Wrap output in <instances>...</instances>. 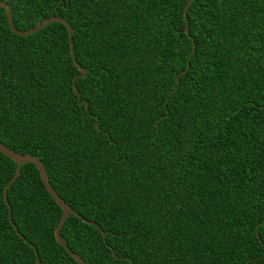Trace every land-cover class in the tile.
I'll return each mask as SVG.
<instances>
[{"label": "trees", "instance_id": "obj_1", "mask_svg": "<svg viewBox=\"0 0 264 264\" xmlns=\"http://www.w3.org/2000/svg\"><path fill=\"white\" fill-rule=\"evenodd\" d=\"M0 2L18 31L63 18L86 71L75 94L66 28L16 36L0 9V143L95 224L59 232L82 264H264V0H192L188 36L187 0ZM14 171L0 154V264H76L29 163L15 234Z\"/></svg>", "mask_w": 264, "mask_h": 264}, {"label": "water", "instance_id": "obj_2", "mask_svg": "<svg viewBox=\"0 0 264 264\" xmlns=\"http://www.w3.org/2000/svg\"><path fill=\"white\" fill-rule=\"evenodd\" d=\"M192 0H187L186 4L183 7V11H182V19L184 22V26H183V33L186 34L188 36V24H187V19H186V13H187V9L189 7V5L191 4ZM0 9L4 10L5 12V16H6V23L7 26L9 28V30L16 36H28L40 29H42L44 26L50 24V23H60L62 24L67 31V42H68V49H69V56L70 59L72 61L73 66L76 68L77 70V74L73 76L72 81H71V86L73 89V92L76 94V89L74 87V81L76 79L79 78H84L86 75V71L85 69H83L81 66H79L74 58V53H73V46H72V39H71V34H72V29L70 28V26L66 23V21L63 18L60 17H51L49 19H45L43 21H41L38 25H36L35 27L26 30V31H18L14 28L13 23H12V17H11V13L10 10L8 8V6L3 3L0 2ZM194 49V44L192 45V50L191 53L193 52ZM188 65L186 64V68L184 71L180 72L178 74V76L175 79V83L176 85L178 84V79L179 76L181 74H183L186 70H187ZM80 104H83L84 106L86 105L85 102L81 101L79 102ZM0 154H2L3 156H5L6 158H8L9 160H11L14 164H15V171L12 175V177L10 178V180L5 184V186L3 187L2 190V199H3V203L7 209V220L10 223V225L12 226L15 234L22 240L23 237L17 232L16 228L14 227L13 223L11 222L10 219V209L7 203V199H6V191L8 189V187L10 186V184L16 179V177L19 174L20 171V167L22 164L25 163H29L32 164L39 175L40 181L43 184V187L45 188L47 194L50 196V198L53 200V202L59 207V209L61 210V216L57 222V224L54 227L53 230V236H54V240L56 241V243L61 246L63 248V250L75 261L76 264H82V261L80 259V257L73 253L72 251H70V249L67 247L66 243L62 240V238L60 237V229L64 223V221L69 217V216H75L78 219H80L82 222L90 224V225H95L93 222L87 221L85 219H83L81 216H79L75 211H73L67 204H65L60 197H58L56 195V193L54 192V190L52 189V187L50 186V184L48 183V178L45 172V169L43 167V165L41 164V162L34 156H29V155H22V154H18L16 152H13L12 150L8 149L7 147H5L4 145H2L0 143ZM105 236V233H102V237ZM26 244L32 248V250L34 251L33 246L26 242ZM34 256H35V264H38V258L36 255V252L34 251ZM131 264V263H129Z\"/></svg>", "mask_w": 264, "mask_h": 264}]
</instances>
